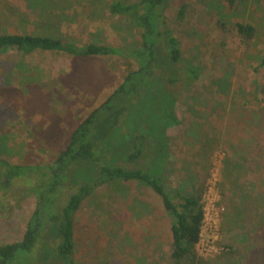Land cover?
Returning <instances> with one entry per match:
<instances>
[{
    "label": "rangeland",
    "instance_id": "obj_1",
    "mask_svg": "<svg viewBox=\"0 0 264 264\" xmlns=\"http://www.w3.org/2000/svg\"><path fill=\"white\" fill-rule=\"evenodd\" d=\"M106 1L0 0V34H45L78 45H131V29L106 14ZM184 2V19L176 23ZM166 16L179 41L180 65L197 68L198 77L187 91L172 96L171 110L169 97L159 98L164 103L160 114L172 111L175 122L151 107H134L128 124L115 133L120 136L141 116L140 127L144 123L151 144L136 163L118 158L115 165L149 168L159 161L166 192L190 194L205 180L199 264H264V0L233 7L226 0H173ZM237 20L256 28L249 47L232 26ZM18 61L43 71L38 84L23 85L11 76ZM122 62L115 56L0 52V157L12 164L50 165L75 127L118 87L125 74ZM45 71L50 72L47 77ZM143 99L149 105L155 101ZM157 123L164 132V150L155 138L160 136ZM105 142L116 151L114 138ZM90 169L89 162L81 161L69 170L59 203ZM27 183L0 180V245L23 238L37 203ZM172 223L148 186L106 183L74 215L73 263L168 264ZM45 233L35 252L17 256L20 264H62L54 256L57 225L47 226Z\"/></svg>",
    "mask_w": 264,
    "mask_h": 264
},
{
    "label": "trees",
    "instance_id": "obj_2",
    "mask_svg": "<svg viewBox=\"0 0 264 264\" xmlns=\"http://www.w3.org/2000/svg\"><path fill=\"white\" fill-rule=\"evenodd\" d=\"M96 1L99 2L93 0ZM172 1L107 0L103 4L106 14L114 20L125 22L131 29V45L126 46L95 42L78 45L45 34H0V52L14 51L21 55L56 52L80 58L115 56L122 59L125 72L118 87L75 127L67 146L56 155L50 165L12 164L0 157V180H24L33 187L37 198L36 208L27 222L23 238L17 242L0 245V264H20L17 256L35 252L37 245L40 246L46 238L45 228L49 225H57L58 229L55 258L62 264H74V215L81 203L92 195L96 188L115 182L144 184L162 200L165 211L173 218L168 264L201 262L196 245L200 240L204 219L202 194L205 180L197 188L195 186L190 194L166 192L159 171L162 163L159 161L149 168L115 165L118 158H122L124 162L136 163L144 155V148L151 144V135L149 131H145L144 123L140 127L141 116L124 129L120 136L115 133L119 126L128 124V117L134 107H151L159 117L163 115L164 118L175 122L172 111L160 114L164 111V103L160 102L159 98L169 97L167 105L171 110L174 101L172 96L176 97L181 91H187L198 77L197 68L180 65L179 41L166 16V9ZM226 1L233 7L250 0ZM187 8V3L180 4L176 11V23L184 19ZM232 26L243 46L249 47L256 36L255 26L238 20L234 21ZM27 66L23 61H18L11 76L15 74L23 85L38 84L42 70L36 67L33 71ZM260 66H264V56ZM44 73L47 77L50 72ZM169 86L172 91L168 89ZM144 97L157 98L149 105ZM139 102L140 104H137ZM160 119L158 118V121ZM146 125L150 128L148 121ZM156 125L160 128V136L155 138L161 141V148H166L161 125ZM113 138L117 144L116 151H111L114 146L109 147L105 142ZM81 161L89 162L91 169L86 172L83 183L75 187L61 204L58 202V194L65 190L69 170Z\"/></svg>",
    "mask_w": 264,
    "mask_h": 264
},
{
    "label": "built area",
    "instance_id": "obj_3",
    "mask_svg": "<svg viewBox=\"0 0 264 264\" xmlns=\"http://www.w3.org/2000/svg\"><path fill=\"white\" fill-rule=\"evenodd\" d=\"M198 244V243H197Z\"/></svg>",
    "mask_w": 264,
    "mask_h": 264
}]
</instances>
